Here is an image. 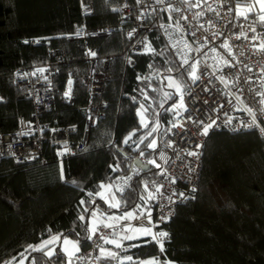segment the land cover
Here are the masks:
<instances>
[{"label":"trees","instance_id":"16d2710c","mask_svg":"<svg viewBox=\"0 0 264 264\" xmlns=\"http://www.w3.org/2000/svg\"><path fill=\"white\" fill-rule=\"evenodd\" d=\"M82 1L0 0V132L14 129L19 115L29 117L33 110L32 101L13 81L15 68L45 62L48 48L56 47L67 53L56 83L62 86L72 75L75 102L58 101L41 119L76 124L79 129L72 143L80 140L88 101L82 77L89 63L83 43L68 40L65 34L83 22L117 25L123 0H90L94 11L88 17L81 14ZM150 35L156 51L135 54L133 64L127 61L129 41L123 28L91 41L99 54L117 58L98 97L105 102L104 116L92 126L82 149L59 156L46 144L44 162L0 158V264L11 263L28 250L37 263H65L59 246L51 256L29 247L55 234L87 247L94 202L104 205L97 195L100 185L131 176L117 194L116 209L140 203L144 184L154 171L152 167L143 170L134 161L155 156L159 132L173 120L168 106L178 98L167 89L165 76H181L183 89L188 80L158 33L154 30ZM140 107L147 117L145 124L139 117ZM153 143L154 147L148 146ZM163 227L169 233L163 251L156 241L141 239L128 252L176 264H264L262 137L255 130H212L205 144L197 197L180 204Z\"/></svg>","mask_w":264,"mask_h":264},{"label":"built area","instance_id":"2783aa9c","mask_svg":"<svg viewBox=\"0 0 264 264\" xmlns=\"http://www.w3.org/2000/svg\"><path fill=\"white\" fill-rule=\"evenodd\" d=\"M93 11V3L83 0L82 16L88 17ZM119 11L117 25L89 26L83 22L65 34L68 40L83 43L89 63L82 77L88 101L80 140L72 143V136L79 129L76 124L58 125L41 119V114L51 111L58 101L75 102L73 76L68 75L62 86L56 83L67 53L49 47L45 62L18 66L13 72L14 83L23 88L33 110L29 117L19 115L14 129L0 132V158L44 162L46 144L53 146L59 156L72 155L87 144L92 126L104 116L105 102L98 97L117 58L114 54H99L98 46L91 41L108 38L117 29L123 28L129 41L130 64L135 62V54L156 51L150 35L155 30L177 58L180 69L186 72L193 62H198L199 79L194 82L187 76L180 98L170 107L173 120L159 132L155 156L150 160L142 158L153 168L154 175L145 182L140 203L113 215L95 201L92 213L99 212L101 217L89 229V245L63 264L138 263L142 259L128 250L139 240L146 242L152 236L136 230L166 232L168 235L160 238L165 242L169 233L163 224L180 204L197 197L205 144L212 130H255L264 140V22L260 14L236 15L232 0H123ZM225 43L229 47H223ZM248 108L255 114V124L245 110ZM208 125L211 127L204 134ZM129 212L134 217L125 219ZM125 236L134 238L124 239ZM107 240H118L121 247ZM109 252L116 253L115 258L108 256ZM129 256L132 260L126 259ZM167 262L176 264L175 260Z\"/></svg>","mask_w":264,"mask_h":264},{"label":"crops","instance_id":"0c3cea01","mask_svg":"<svg viewBox=\"0 0 264 264\" xmlns=\"http://www.w3.org/2000/svg\"><path fill=\"white\" fill-rule=\"evenodd\" d=\"M248 5H255V6L252 8L251 11H247ZM241 12L248 13V14L258 13L260 15H264V12L260 10L259 4L256 3V0H235V14L239 15ZM168 109L172 112L170 106H168ZM140 158L142 159L143 157H140ZM119 179L120 181H118ZM127 181L128 180H126L125 176L119 177L118 179H116L115 182L104 184L105 187L102 188L101 191L99 192L101 199L104 201L103 206L107 208L110 214L120 215L125 211V210H122V211L117 210L116 208L118 207L108 208V206L111 205L112 203L119 202L117 194L120 190L124 188ZM112 201H115V202H112ZM100 217H101V214L99 212L92 213L91 211L89 215V220H90L89 229L93 225L94 221ZM54 237L55 239H53ZM59 238H65V239L64 240L62 239V241H60L58 240ZM66 240L68 241V243H65ZM71 240H72L71 237H68V236L62 237L59 234H55L47 238L45 241H43L39 245L33 246V247L43 249L44 253L47 256H51L52 254H54L57 246H59L60 250L66 256V261H71L74 259L76 253L78 252L76 248L77 247L80 248L78 242L75 239H74L75 240L74 243ZM46 241H48L49 243L45 245ZM74 245L76 247H74ZM30 254H31V250H28L27 252L22 254L18 259L12 261L10 264H29L30 262L34 261V257L33 256L31 257Z\"/></svg>","mask_w":264,"mask_h":264},{"label":"snow or ice","instance_id":"6c2138e0","mask_svg":"<svg viewBox=\"0 0 264 264\" xmlns=\"http://www.w3.org/2000/svg\"><path fill=\"white\" fill-rule=\"evenodd\" d=\"M256 3L259 4L260 10H261L262 12H264V0H256ZM254 6H255V5H248V6H247V11H251L252 8H253ZM240 15H245V13H244V12H241ZM245 18H247V17H245ZM260 20H261L262 22H264V15H261V16H260ZM237 38H239V37H237ZM223 47L227 48V47H229V46L227 45V43H225V44L223 45ZM261 47L264 48V45H262ZM149 50H151V49H149ZM91 55H95V53H91ZM185 63H187V60H185ZM190 76L192 77V79H193L194 82H195V80L199 79V77L196 76V73H195V67H194V66H193V71L190 73ZM138 79H139V77H138ZM177 87H179V86L177 85ZM66 95H67V93H66ZM261 95H264V94H261ZM261 103H264V100H262ZM180 107H183V105L181 104ZM245 110H246L250 115L253 116L252 123L255 124V122H256V121H255V114L252 112V109L248 108V109H245ZM262 111H264V109H262ZM141 116H142V121H141V122L143 123L144 121H143V115H142V113H141ZM145 126H146V125H145ZM249 126H251V125H249ZM209 127H211V125H208V126L205 127V129H204V134H207V131H208V128H209ZM153 131H155V128H153ZM261 131L264 132V129H261ZM129 138H130V137H129ZM125 143H127V139L125 140ZM148 146H149V147H154V143H153V144H149ZM100 187H101V188H104L105 186H104V185H100ZM108 187H110V186H108ZM90 195H91V194H90ZM97 195H100V193H97ZM82 203H83V201H82ZM110 207H119V202L112 203V204L110 205ZM133 217H134V213L129 212V213L126 214V216H125L124 218H125V219H130V218H133ZM81 219H83V217H81ZM105 226H106V227H111V225H105ZM93 231H95V229H93ZM136 231L142 233V234L145 235V236H147V235H151V236H152V240H154V241H156L157 243H159V244H160V247H161V251H163V243H162V240H161L160 238H162V237H166V236L168 235L166 232H160L159 234H152V233H151V230L148 229V228L137 229ZM123 238H124V239H129V240H130V239H133L134 237H133V236H125V237H123ZM53 239H55V237H54ZM89 239H91V237H89ZM106 242H107V243H114L115 246H116L117 248H120V247H121V243H120L118 240H107ZM47 243H49V242L46 241V242H45V245H46ZM65 243H68V241L66 240ZM29 247H33V246L30 245ZM74 247H76V246L74 245ZM76 250L79 251V248L77 247ZM102 251H103V250H102ZM108 256L115 258L116 253H114V252H109V253H108ZM126 259H127V260H132V257L129 256V257H127ZM6 264H10V262H6ZM141 264H159V261L156 260L155 258H153V260L145 261V262H141Z\"/></svg>","mask_w":264,"mask_h":264},{"label":"rangeland","instance_id":"374dc122","mask_svg":"<svg viewBox=\"0 0 264 264\" xmlns=\"http://www.w3.org/2000/svg\"><path fill=\"white\" fill-rule=\"evenodd\" d=\"M197 65H198L197 61L193 62L192 65L190 66V68H188L187 71L185 72L186 75L191 77L190 73L193 71V66L195 67V73H196ZM165 80H166L165 84H166L167 89H171L172 91H174L175 93L178 94V98H177V100H178L180 98V94L183 91V81H182L181 76L166 75L165 76ZM177 85L179 87H177ZM173 102H175V101H173ZM173 102L169 105L170 107L173 105ZM172 107H174V105ZM138 113H139V117H140L141 121H142V116H141V113H142L143 121H144L143 123L145 124L147 122V117L145 116L144 111H143V109L141 107L138 109ZM112 202H115V201H112ZM108 208H111L110 205L108 206ZM62 239L64 240L65 238H59L58 240L62 241ZM71 239H72L71 241L74 243L75 240L73 238H71ZM153 258L158 260L157 257H152V258L149 257V258H144V259L138 261V263H135V264H141V262L150 261V260H153ZM158 261H159V264H169L166 261L165 262L164 261H160V260H158Z\"/></svg>","mask_w":264,"mask_h":264},{"label":"water","instance_id":"95a60500","mask_svg":"<svg viewBox=\"0 0 264 264\" xmlns=\"http://www.w3.org/2000/svg\"><path fill=\"white\" fill-rule=\"evenodd\" d=\"M134 164L136 166H140L143 170H146L150 167V164L148 162H144L141 158H136Z\"/></svg>","mask_w":264,"mask_h":264}]
</instances>
